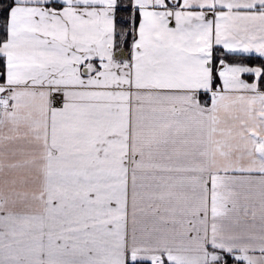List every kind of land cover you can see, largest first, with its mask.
Listing matches in <instances>:
<instances>
[{
    "label": "snow or ice",
    "instance_id": "obj_1",
    "mask_svg": "<svg viewBox=\"0 0 264 264\" xmlns=\"http://www.w3.org/2000/svg\"><path fill=\"white\" fill-rule=\"evenodd\" d=\"M0 264H264V0H0Z\"/></svg>",
    "mask_w": 264,
    "mask_h": 264
}]
</instances>
